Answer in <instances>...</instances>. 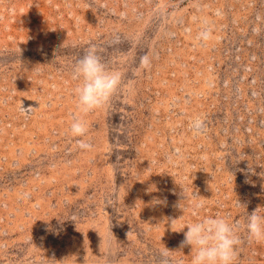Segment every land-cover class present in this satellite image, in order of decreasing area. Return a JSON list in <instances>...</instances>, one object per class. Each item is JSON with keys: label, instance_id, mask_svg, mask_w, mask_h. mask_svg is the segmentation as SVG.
Masks as SVG:
<instances>
[{"label": "rangeland", "instance_id": "374dc122", "mask_svg": "<svg viewBox=\"0 0 264 264\" xmlns=\"http://www.w3.org/2000/svg\"><path fill=\"white\" fill-rule=\"evenodd\" d=\"M89 46L121 85L85 115ZM193 198L264 216V0H0V264H190Z\"/></svg>", "mask_w": 264, "mask_h": 264}, {"label": "clouds", "instance_id": "9594fccd", "mask_svg": "<svg viewBox=\"0 0 264 264\" xmlns=\"http://www.w3.org/2000/svg\"><path fill=\"white\" fill-rule=\"evenodd\" d=\"M210 38L211 32L208 29L198 35L199 40L207 41ZM71 78L78 82L74 89L76 107L85 115L107 104L121 85V73L106 66L95 46L87 47L84 54L75 62ZM70 132L74 138L84 137L87 133L86 122L80 117H74ZM78 147L88 150L92 145L80 139ZM205 206L204 200L193 198L190 215L196 218L195 221L181 224L179 227L175 225L176 219L171 221V230L184 234L180 248H190L192 253L190 264H233L237 246L240 244L238 230L241 228L244 229L249 241L258 243L264 241V216L259 213L258 208L248 213L245 223L241 224L239 221L229 223L219 214L215 217L200 218V212ZM178 207L185 212L186 209L181 203ZM164 255L167 256L168 253L165 252ZM164 264H169L168 260H165Z\"/></svg>", "mask_w": 264, "mask_h": 264}]
</instances>
